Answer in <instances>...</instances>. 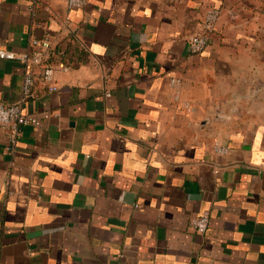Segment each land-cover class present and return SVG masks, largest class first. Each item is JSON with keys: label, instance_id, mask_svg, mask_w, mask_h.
Masks as SVG:
<instances>
[{"label": "crops", "instance_id": "0c3cea01", "mask_svg": "<svg viewBox=\"0 0 264 264\" xmlns=\"http://www.w3.org/2000/svg\"><path fill=\"white\" fill-rule=\"evenodd\" d=\"M43 37L41 123L0 127V264H264V0H0V49ZM24 71L0 58L1 103Z\"/></svg>", "mask_w": 264, "mask_h": 264}, {"label": "built area", "instance_id": "2783aa9c", "mask_svg": "<svg viewBox=\"0 0 264 264\" xmlns=\"http://www.w3.org/2000/svg\"><path fill=\"white\" fill-rule=\"evenodd\" d=\"M88 0H65L66 6L69 9L80 8L86 4ZM220 10L215 7L207 9L202 17L200 27L195 30L187 38L189 50L191 53L199 54L206 49L209 43V38L213 30V26L219 18ZM51 42L49 38H32L30 40V50L21 54L0 49V58L17 59L23 66L25 71L23 74L21 100L10 104L0 102V127L8 131L9 141L15 144L21 135V127L24 125L39 126L41 119L35 114L23 112V103L27 100L33 91L35 78L33 68H38V78L45 84L49 90H55L53 84V69L47 62ZM177 81V80H176ZM175 82L174 79L171 80ZM47 112L42 113V117L46 118ZM220 153L226 148L216 147ZM209 224V215L207 212H202L200 215L190 220L191 227L198 233H204Z\"/></svg>", "mask_w": 264, "mask_h": 264}, {"label": "trees", "instance_id": "16d2710c", "mask_svg": "<svg viewBox=\"0 0 264 264\" xmlns=\"http://www.w3.org/2000/svg\"><path fill=\"white\" fill-rule=\"evenodd\" d=\"M47 62H48V59H47Z\"/></svg>", "mask_w": 264, "mask_h": 264}]
</instances>
